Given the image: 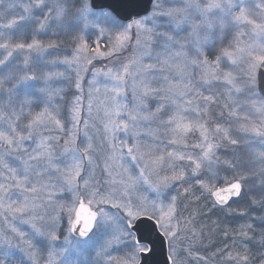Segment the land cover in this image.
Here are the masks:
<instances>
[{
    "label": "snow or ice",
    "instance_id": "snow-or-ice-1",
    "mask_svg": "<svg viewBox=\"0 0 264 264\" xmlns=\"http://www.w3.org/2000/svg\"><path fill=\"white\" fill-rule=\"evenodd\" d=\"M0 264H264V0H0Z\"/></svg>",
    "mask_w": 264,
    "mask_h": 264
}]
</instances>
